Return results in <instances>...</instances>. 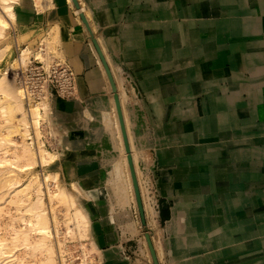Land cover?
<instances>
[{
	"label": "bare ground",
	"instance_id": "1",
	"mask_svg": "<svg viewBox=\"0 0 264 264\" xmlns=\"http://www.w3.org/2000/svg\"><path fill=\"white\" fill-rule=\"evenodd\" d=\"M66 1L68 2V4L70 6L71 5L73 6V8L75 9V12H76L75 14L80 19L84 17V16L80 17L82 15V13L84 12V7L77 6L76 0L75 1L74 0H66ZM186 1H188V0H185V2ZM14 2H15L14 0H0V41H3L7 37L6 34H9V31L10 30L13 31V29H14L13 28V22L17 20V14L15 13V11L13 9V5H12V3H14ZM78 2H80V1H78ZM34 5H35V3H34ZM41 6H42V4H41ZM48 6H53V8H54V10L50 13V15L52 14L51 17H53L52 20H54V19L56 20V18L58 17L57 16L58 13H60L62 16V19L60 21L58 20V22L54 23L55 26L50 32L51 34H53L52 36L54 38H56V40H58L55 42L56 46L54 48L53 47L52 48L55 49L54 51H56V53H58V54H62V53L64 54V52L66 50H67V53H68V51L73 52L72 51V44L71 43L68 44L60 36V32L62 30V24L65 22V23H69V24L71 23V25H73L75 23H77L78 25H82V23H83L82 26L86 30V28H90V25L88 24V23H90V21L86 20L87 17H85V20H84L85 22H83V19H81L82 21L79 24L78 19L68 15V13H69L68 7L57 6L55 0H46L45 3L43 4V7L45 9V7H48ZM166 6H167V4L165 2H163V0H161L159 2V5H158L159 10H163V12L167 13L166 16L168 19H170L171 15H176V11L175 12L174 11L168 12ZM36 7H38V6H36ZM36 7H34V9H36ZM39 8H40V6H39ZM215 10L213 11V13H214L213 17H215L216 14L218 13L217 7L215 8ZM219 14H217V17ZM104 16L106 19H108L109 13L108 12L104 13ZM39 17H40V15H39ZM41 17H42V14H41ZM235 20H237V19L230 20L231 23H216L215 19H213V21L215 23H209V25H212V24L217 25L218 33H220V31L227 30L226 35L224 36V38H222V36H220V34H218L217 37H210V36L202 37L201 38L202 41L199 45L196 43V40L189 38L188 31H187L189 26L188 27L185 26L181 31H179V30H177L178 26L174 25V24H173V27L171 26L170 28H169V25L161 26L162 23L160 22V20H159V22H157L160 24L152 23L151 25L138 26V28H135L134 30L131 29L130 32L124 31L125 32L124 36H126V37L129 36L130 38L133 37L136 44L138 41V44L137 45L135 44L136 45L135 46L136 48L134 47L135 50L136 49L137 50L145 49V51L146 50L149 51V55L147 54L148 55L147 58H145L146 56L143 58L142 57L137 58L134 61V64L137 63V65H139L138 62L141 61L144 64H149L151 66L154 65V67L156 68L155 74H162L163 78H164L165 73L168 72V71H165L164 73H162V71H163L162 67L164 66V62L160 61V63L154 64V60L156 58L153 57V54L156 52V50L161 49V47H158V45H162L163 43H166V44L169 43V48L166 50L167 52H166V55L164 56V58L166 57V59H170L172 52L174 50L177 51L176 49L178 47H180V42H183L184 37L186 39V42L191 44V46L196 44L194 46L196 48H194V50H193V52L198 54V57H195L196 60L193 61L192 63H189L187 66H185V67L183 66V68H180L179 71H181V70H183V71L181 73L175 72L174 75H178V77H175V78L180 79V81H183V80L186 81L187 80L188 83L194 84L196 86L195 89H193L194 94L197 93L198 91H200L202 93V91H206V92L209 91L208 85H209L210 80L212 78V77L208 76V75H210V72L214 73V75H217L218 73L221 74L223 72L222 66L225 65V61L230 60L233 63L232 65H234L235 63L241 62L245 58L248 57V54H249L248 50H246L247 53L244 54L243 52L240 51L239 48L246 49L244 47V46H246L245 43L247 42L249 37L250 38L252 37V33H241L240 31L235 32L236 27L238 25V23H236ZM237 21L239 22V20H237ZM84 23L86 25H84ZM187 24H190V23H187ZM163 27H164V29H163ZM224 27H225V29H224ZM192 30L193 29H191V31ZM254 30H255V28H254ZM110 31L111 30L108 29L105 32V34H110ZM50 33H49V35H50ZM177 33H180V35L178 37H177ZM76 34L78 35L79 33H76ZM227 34H230V35H227ZM238 36L240 38L241 37L244 38V40L243 41L239 40V38H237ZM49 39L50 38H48V40ZM140 39L142 40V44H144V46L140 45ZM223 39H225V40L222 42ZM46 40L47 39L45 38V41ZM229 40L232 41L231 42V46H232L231 47V50H232L231 55H227L225 53V50L227 48V45L225 44V42H229ZM41 42H42V40H41ZM48 42H50V41H48ZM50 43H49V45H50ZM220 43H223V44L220 45ZM237 43H241L243 46L239 47L236 50L234 48V46ZM251 43H256V40L252 41ZM44 44H46V43H44ZM18 47L19 46L17 44V40L15 39V48L18 49ZM144 47H146L147 49ZM174 47H176V49H174ZM89 49L91 52L93 51L92 48L90 47V45H89ZM44 50H46V49H44ZM9 52H12V49L8 48V46H6L5 44L4 45L2 44L0 47V54H4V57H8ZM24 52L25 51L23 49L17 57H15L12 61H10L11 63L9 62L10 64L6 67V69H3V70L0 69V91H2V93H3V96L0 97V118L3 121H5V123H7V125H3V126L0 125L1 129L2 128L6 129V133L4 132L5 138L0 139V148H2L1 145H3L6 148V147H8V145L10 146L11 143H16L17 145H21L22 146L21 147L22 148V153H21L22 158L30 157V161H31V163L25 164L23 171H26L27 173H29V175H31V174H33V171H35L37 169V168L33 169L32 165L34 163H38V167L39 166H47V160L51 161V164H53V163L55 164L56 158L60 157L59 155L64 154V153H61V154L51 153L47 149H45V142L42 140L43 136L41 134V127L43 125L42 122L44 120L47 122L48 125H50V128L52 130V134H53L52 136H55L54 137L55 139L58 137L57 138L58 140L56 139V143H52V145H51L54 149L60 147L59 145H61V144L64 145L65 142L67 140H69L70 146L69 145L62 146V148L63 147L68 148V149L65 148L66 150L64 152H65V154H68L69 159H66L63 164H64V169H66V171L69 173V176H70V180H71V187L70 188L74 187V189H75L74 195L71 197V199L69 201V206L72 205L71 208H73L75 210L74 211L75 213L73 212L75 215L73 213L72 214L75 217L77 215V219L79 218L78 216L80 215V219H79L78 225L76 224V227L77 228L79 227L80 229H83V228L88 229L86 233H88V234L91 233V236L94 237V239H95V240H93V241H95L94 242V247H95L94 249L98 250L99 248H101L100 247V244H101L100 232L104 228V226L107 227L109 225L108 222H111L112 220L109 221V219H107V218H104V219L102 218L98 221L94 220L97 216L96 215V209L98 206L101 208L102 204L99 201H97L95 193L92 194L89 192L88 183H87V176H88V178H90L89 179L90 184H94L95 182H99L101 185H103V182L106 180V178H105L106 174H105V172H103V170L101 172L100 171L95 172V167H96L97 161H98V158H97L98 150L96 149L95 145H97L96 139L98 136H97L96 132H92V130L95 131V129H96L95 126H98L96 131L98 130V128L101 129L100 131H103L102 129L107 131L108 129L106 130V127H109L110 125L112 126V129H114V127H116L115 132L117 131V135L115 136V139H116L115 144L118 145V148L121 152V157L118 158V161H116V162L118 164L120 161L122 162V165H121V167H119V169L121 168V170H123L122 171L123 174L121 173L122 174L121 177L123 176L124 180H122V181L126 182L127 188L129 190L128 192L130 193V197L128 199H125V202H127V204H128V202L131 200L135 201L130 171L132 170V177H133V182H134V180H136L137 178L135 177V173H134V167L132 164V162H133L132 157L135 159L136 154H137L134 150V146L137 144L141 145L143 143V140H141V136H142L141 132L143 131V129H142L143 124L141 123L140 120H138L136 122L133 121L132 116H131L132 114H129V111L127 109H125L126 108V102H125V99L123 98L124 95L121 93V91H120L119 97H118L117 93H114L113 96L115 99H113L111 97L112 100L107 102V104L103 105V107L110 110V111L109 110L108 111L111 112L110 116L114 117L115 124H111L110 116H109V118H108V116L107 117L104 116V111H107V110L103 111L99 108V106H101V104H102L101 100H99V99L88 102L89 104L87 106H84V107L80 106V104H78V102L76 100H73L70 98H63V97H57L56 96V97H53L52 99L51 98L48 99L46 97V96H48V94H46L45 97H42L40 99V101H36V99H34L31 92L23 91V89L21 87L22 83L21 84L19 83L17 77L15 75L12 76V73H13L12 70L16 69V67H18V66H22V65L27 64L28 61L25 58L26 55H24ZM132 52H134V50ZM256 52L257 51L255 50V51H253V53H250L249 55L256 54ZM26 53H27V51L25 52V54ZM92 54H93V63H96L97 60L95 58V54L93 52H92ZM101 54L99 53L100 57H101ZM141 54H143V53H141ZM28 55H29V53H28ZM28 55H27V58H28ZM44 55L40 51H38V52H36V56L38 58L35 57V55H34V59L40 58L39 60H42L43 63L45 64V66L51 65L50 63L52 62V60H51V62H49V56L47 55L45 57ZM127 57H126V59H127ZM134 57H135V55H134ZM52 58H53V56H52ZM130 58H132L131 54H130ZM198 58H200V59H198ZM50 59H51V57H50ZM111 59H112V62L116 65V61L113 58V56H111ZM109 60H110V58H109ZM146 61L149 63H147ZM102 62L104 63L103 59H102ZM170 63L173 64V62H170ZM168 64H169V62H167L165 66H167ZM97 66H98V64H97ZM104 66H105V64H104ZM98 67H100V66H98ZM188 69H189V71L192 69H195L196 80H194V81L188 80L189 75H190L189 72L188 73L186 72V70H188ZM97 70H99L100 76L103 75L105 77L104 71L100 68L95 69L94 71L90 72L89 76L90 75L96 76V78L91 81L92 86H95V87L102 86V82H103V79H101V81H100V78H98V75L96 74ZM106 71H107V69H106ZM107 73H108V71H107ZM178 73L183 74V75L180 76ZM187 74H188V76H187ZM195 75L192 76V78H195ZM202 75H204V76L202 77ZM103 76H101V77H103ZM108 77H109L110 83L112 85V89L115 92V90H116L115 84L114 85L112 84L109 73H108ZM204 77H207L209 79L205 85L202 84V80H205ZM111 78H112V76H111ZM113 82H114V80H113ZM159 82H161L159 88L163 89L162 85L165 86V84L162 82V79ZM197 83H201V86ZM78 84H79V81H78ZM44 89H45V87H44ZM78 89H79V85H78ZM161 97L162 96H160V98ZM53 99H55V102L52 104L51 102ZM64 99H69L72 101H67ZM160 104H161V102H160ZM232 104H233V102L231 101L229 103V107H231ZM96 106H97V108H95ZM219 106L220 107H218V108L228 107V106L223 107L222 105H219ZM116 108H117V110H116ZM121 108H122V110H121ZM234 109H236V106L234 107ZM61 110H63V111H61ZM66 111L74 112L76 115L72 116L73 114H68V113H66ZM234 113H235V111H234ZM234 113L232 114V118H233L232 124H235V130L234 129L229 130V125L231 122L230 121L231 114L228 116L226 115L228 119H226V118L224 119L220 116L217 117V118H219L218 121L216 118V119H210L208 121H207V119H203L201 122V119L197 118L196 119L197 122L192 126V128L195 132H192V134L186 133L184 135V139H185L186 144L184 143L185 145H182V148L184 149V152L182 154L183 156L182 155L177 156V155H179V149H181L179 144L177 146H175L173 144H171V146H166L163 143V139H164L163 135L164 134L162 133V131H165L166 133H172L175 130V127H177L176 125L171 124V122L166 123L163 127L161 125H159L158 127H155V134H156L157 139H156L155 145H153V147L155 146V149L157 150V153H158V155H160V158H161V164L162 165H161V169H160V175H161V170L163 169L164 172L167 171L165 176L163 177V180L164 181H168V180L173 181L172 183H169L168 188L169 189L171 187H176V189L181 188V190L179 192L178 191H171V193H173V194H177V192L179 193L178 196L180 197V199H176V200L182 201V199L186 195V193H184V191L190 192V194L192 193L193 196L195 197V199H197L196 203L193 204V206H191L188 210L190 213L189 214L190 216L188 218L189 219L188 222L190 224L193 223V226H192L193 229L196 228V231L194 232V234L196 235V237H199L201 239L200 240L201 245L207 247L210 244L207 237L208 236L210 237L209 232L212 231L213 233H211V234H213L214 246H218L217 245L218 243L222 244V247H218V248H219V250L221 249V253H223L224 255H227V254L231 255L232 247H230V245L227 246L228 243H233V242L236 243V242L241 241L243 239L245 240V237H246L245 232L246 231H244L245 227H244L243 223L248 221V218H247L248 214L252 212V208H253V210H255L256 206H258L260 209V213H258V214L255 213L256 220L259 221V223H261L260 228L264 229V206H263L264 204H263V202H259V200L256 201L255 200L256 198H253V196H248V195L246 196V193L242 190V188L239 185H237V183H231L232 179H234L232 172H234V173L236 172V174H238L239 177L243 173L244 177L252 178L255 175H257V173H258L257 171H259V170H252L251 168H249L250 167L249 166L250 158L257 157L255 152L251 151V149L255 150L256 147L250 146L251 148H249L248 150H244V149L239 150L242 147H236L235 146L238 143L234 142V140H233L234 135L233 134H234V132L240 130V129L238 130V128L236 126L238 124L237 120L241 116L243 119L245 118L242 121L244 124L248 123L249 126L254 125V124L259 126V131L252 132V134H254L255 138L249 136V141L253 145H254V143L257 144L258 142L260 143L264 140V138H263L264 133L262 132L263 131L262 130L263 125L261 123L256 124V122H255V119H254V118H256L255 108L250 109L247 114L240 112L238 115H236ZM206 116H207V114H206ZM118 117H119V120H118ZM213 124H215V126H217L216 127L217 132L223 131L224 135H219V136L217 135L214 137L215 132H211V131L215 130L212 128ZM122 126H124L125 132H124V129ZM184 126H185V128L189 129L190 123L189 122L185 123ZM44 127H46V123H44ZM225 127H227V131L223 130ZM163 128H164V130H163ZM1 129H0V131H1ZM80 129H83L85 131V133H82V134L83 135L85 134L87 139L85 137H82L83 135H80V131H81ZM122 129H123V131H122ZM44 130L45 129H43V133H44ZM144 130H146V127H144ZM16 132L22 133V134L20 133L22 137H20V135H18L19 139L21 138L23 140L22 143L21 142L20 143L15 142L13 140V138H11L13 136L12 134H16ZM2 133H3V130H2ZM95 135H96V138L94 137ZM201 136H202V142H201ZM128 137H129V140H128ZM83 138H85V140ZM101 139H102V143H101L102 149L109 150L110 148L113 147V146L111 147L112 140L109 139V137L106 136V134ZM231 140H233V142ZM58 141H60V143H58ZM85 141L88 144L87 145L88 150L86 149L84 151V152H86V154H84L85 157H83V160L81 161V163L79 165L80 176L78 179L74 178L72 180V178L74 177V174L76 172H75L74 166H72L71 164L73 163L72 162L73 159L76 158V156H75L76 153H73L72 151H70L71 153H69V150L75 149V148L77 149L80 146L83 147V143ZM212 141L214 142V146H210L207 144V142L211 143ZM49 142H52V141H49ZM193 142H197V145L192 146L191 143H193ZM144 145L149 146V147L152 146L150 144V142L146 141V140L144 141ZM56 146H58V147H56ZM92 146H94L93 149H95V150H91ZM85 147H86V144H85ZM0 152H1V150H0ZM99 152H100V150H99ZM169 152L175 154V158H172V159H175V161H172L171 159H169L170 161H167L165 159V155H169ZM164 153H165V155H164ZM101 155H102V153H101ZM231 155H233V156L230 157ZM169 156H171V155H169ZM210 161H211V163L212 162L215 163V165L213 166L212 169L208 168V167H210L208 165V164H210L209 163ZM129 163H130L131 168H129ZM137 163H138V161H137ZM7 164H9L13 168H15L12 165V162H10L8 159H3L2 154H0V172H4V171L7 172V173L1 174L0 176L7 174L8 176L11 177V175H9V173L12 172L13 170L2 168ZM204 165L206 167H203ZM139 167H141V166H139ZM242 170H244V171L242 172ZM137 174H138V172H137ZM207 174H209V178L211 177V182H209V179H207ZM119 176H120V174H119ZM6 177H4L2 180H4ZM7 178H9V177H7ZM11 179H13V177H11L10 180ZM53 179L54 180L51 179L50 175L44 174V176L42 177L39 173H37V174L31 175L26 180V182L20 186H15L13 183L9 182V185L8 184L4 185V187H7L6 192L1 195L0 200H3V197H5V198H7L6 200H8V202H9V199L12 201V198H10V197L15 193L16 194L15 195L16 201L14 200L15 203L16 204L21 203L22 205H24L23 210H24L25 214L28 215L29 219H25L26 216H23L21 219L27 224L28 229L26 226L24 228L20 227L21 229L14 228V233L20 239H23V241H27L26 243H28L30 240L29 239V233H28L29 231H32V232L35 231L39 235L37 240L35 242H32V244L35 247L43 249L44 254H45V258H44L45 262L43 264H75L72 261L74 259H71L70 263L65 260L64 256L63 257L61 256L62 259H60L61 258L60 252H61V255H64V252H65L64 243H63V241L61 242V239H59V240L57 239L58 244L55 241V239H56L55 237H57V234L60 233V232H58L59 228H57V226H56L57 223L55 221V218H57L58 216L54 217L55 212H52V211H55L53 208L55 206V203H56L55 199L57 197H59L60 195H63V193L65 194V192H66V198H67L69 193L66 190L64 191L63 189H61L60 181L56 176H53ZM173 179H177V180L182 179L183 183L180 184L177 182V184L175 185L176 181L174 182ZM195 181H197L198 183H195ZM121 182H119V183H121ZM124 182H123V184H124ZM80 183H82L83 185H81ZM141 183L142 182H140V184ZM69 184H70V182H69ZM136 184H137V190L139 191L137 180H136ZM235 185H237V186H235ZM134 187H135V183H134ZM140 188H141V186H140ZM137 190L135 187V193H136V198H137L138 208H139L140 202L142 203V200H141V196H140V191H139V199H138ZM100 191H102V190H100ZM163 191L165 192V190H163ZM103 192H104V190H103ZM143 193H144V191H143ZM220 194H223V195H225L224 197H227V198H223V200L221 201L223 208H218L215 205V199L214 200L208 199L209 196L215 197V196L220 195ZM17 195L19 196L18 199H17ZM78 195L80 197L82 196L81 197V198H83L82 201H80L81 200L80 197H77ZM145 195H147V194H145ZM113 196H111V198ZM8 197H9V199H8ZM116 197H118V196H115V198ZM23 198L25 199V201H23ZM120 198L121 197L119 194V199ZM108 200L109 199H107V201ZM123 200L118 201V205L121 208L123 205L125 206V202ZM11 201H10V203H11ZM1 202H3V201H1ZM4 202H6V201H4ZM46 203H47V205H46ZM251 203H252V205L249 206ZM3 204H5V203H3ZM3 204H2V206H3ZM103 205L105 206V204H103ZM129 205H130V203H129ZM79 206L81 208V211L84 214L83 213L81 214L79 212V210H78ZM134 206H135V204H134ZM142 207H143V205H142ZM0 208H1V204H0ZM145 209H147L148 211L150 210L151 211L150 214L154 215L153 211L150 208L146 207ZM123 212H125V211H123ZM242 212L243 213L247 212L246 213L247 215L243 214ZM230 213H232V214L235 213V214L231 215ZM49 214H50V216H49ZM217 215H219V216H217ZM227 216H233V217L235 216L236 218H234V219L227 218ZM117 217H120V216L116 215V218ZM114 218H115V213H114ZM82 219L86 220V221H83ZM115 221L117 223V220H115ZM151 222H153L152 224H154V226H156V228H155L156 233L152 235V239H153L154 244L152 243V239L150 236L152 246L154 245L153 251L155 253V256H156L158 262L160 261V264H168L167 260L165 259V255H166L165 243H164L163 238H162L161 229L159 228V222L157 220H152ZM52 226H54L55 232H53ZM129 228H130L129 230H132V231L134 230L133 227H130V225H129ZM257 231L253 232V236H256L257 234H259ZM54 233H55V235H54ZM80 233L82 234V232H80ZM84 233H85V231H84ZM84 233H83V235H84ZM88 234H86V235H88ZM155 235H158L159 240L155 239ZM253 238H254L255 242H261L264 244V236L263 235H262V237H260L258 235V236L253 237ZM145 239L147 241V242L146 241L144 242V244L147 247L146 248L147 249L146 254L150 257V260L153 261V263H154V257L152 255V250H151V247L149 245L148 239L146 238V235H145ZM251 239H252V237H251ZM2 241H3V239H1V236H0V246H1L0 247V264H25L23 259L19 260V258L15 254H10L9 256L7 254V257H6L5 252H3L4 247H2L5 244ZM58 245H59V247H58ZM234 247L236 248V246H234ZM2 248H3V250H2ZM83 248H85V247H83ZM100 251H102V250H100ZM98 255H99V257L100 256L102 257V261H103L105 255H107V253L102 252L101 255L100 254H98ZM82 257L84 258V256H82ZM85 258H86V255H85ZM89 259L90 258H88V260ZM85 260L86 259H84V261ZM87 262L88 261H85L84 263L81 262L80 264H87ZM99 262H101V261H99ZM102 263H104V262H102ZM261 264H264V263H261Z\"/></svg>",
	"mask_w": 264,
	"mask_h": 264
},
{
	"label": "rangeland",
	"instance_id": "2",
	"mask_svg": "<svg viewBox=\"0 0 264 264\" xmlns=\"http://www.w3.org/2000/svg\"><path fill=\"white\" fill-rule=\"evenodd\" d=\"M14 1L15 2L12 3V5H13V9H14L15 13L17 14V20L13 22V28L14 29H13V31L10 30L9 34H6L7 37L5 36L6 38L3 41H0V47H1L2 44L3 45L5 44L6 46H8V48L12 49V52H9L8 57H4V54H0V69H2V70L6 69V67L11 63L10 61H12L15 57H17L21 53V51L23 49H24L25 52L27 51L26 54L24 52V55H26L25 58L28 61L27 63H29L30 60L34 59V55H35V57H37L36 56V52L40 51L43 55L45 54L44 55L45 57L47 55L49 56V62H51V60H52V62L50 64L59 62L61 64L70 65L72 67V64H70V60L67 57L65 50H64L65 51L64 54L63 53L62 54H58V53H56V51H54L55 49H53L56 46L55 42L58 41V40H56V38H54L52 36L53 34H51L50 32L54 28V26H55L54 23H56L58 21V18H56L57 21L55 19L52 20V18H51L52 14H51L50 15V25L49 26L47 25L48 22H47V16H46V14H48V12H45L44 16H46V17L41 19L43 17V13H44L45 10L49 9L50 13L54 10L53 6H48L49 8L45 7V9H44L43 4L45 3L46 0H18V1L14 0ZM76 1H77L78 6L84 7V12L82 13V15L80 17H82V16L87 17L86 20L90 21V23H88L90 25V28H86V31L89 33V38H88V41L86 43H90L89 45H90V47L93 50L92 52L95 54V58L97 60L95 65L97 66V64H98V66H100V67H98V66L97 67L102 69L104 71V73H105V77L103 75H101V76L104 77V78L101 77V79H104L105 84L110 85L109 86L110 87V94H111L110 96L113 99H115L114 96H113L114 93H117L118 97H119V94H120V91H121V93L124 95L123 98L125 99V102H126V108L125 109H127L129 111V114H132L131 116H132V119H133L134 122L140 120L141 123L143 124V126H142L143 131L141 132V135H142L141 136V140H143V143L141 145L137 144V145L134 146V150L137 153L136 154V158H135L136 160L133 157H132L133 160L132 159L131 160L133 161L132 164H133V167H134V173H135V177L137 178L136 180H137V183H138L140 196H141V200H142V205H143V209H144V216H145V222H146L145 224H143V222H142V219H141L142 217H141V214H140V210L138 208V202H137V198H136L135 187H134V182H133L132 170L131 169H130L131 170L130 172H131V180H132V186H133L135 201L131 200V201L128 202V204H127V202H125V199H128L130 197V193L128 192L129 190L127 188L126 182L122 181V180H124V177L123 176L121 177V175L123 174L122 173L123 170H121V168L119 169V167H121V165H122V162L120 161L119 164L116 162V161H118V158L121 157V152H120V150L118 148V145L113 144V141H112L111 147L112 146L113 147L110 148V149L116 148L115 150H117V156L116 155L113 156V157H111V156H109V157L108 156H105V157L101 156L99 159L101 160V163H100L101 166L104 165V166H107L109 168V170L107 171V174L105 175V176H107V183L110 186V188L106 187L108 189V193H109L108 194V196H109L108 199L110 200V197L114 195V198H115V196H118V197L115 198L117 201H120V200L124 199L123 201L125 202V206L124 205L122 206L123 209L121 207L120 208H121L122 212H123V210H125V212L127 213L126 215H127L128 218L126 219L127 226L125 224V229H126V231L130 232V234L128 233V235H126L128 241H129L128 242L129 246H127L126 251H124V253H123L124 256H126V257L131 256L134 264H155V261L153 263V261L150 260V257L146 254V252H147L146 248L147 247L144 244V242L146 241L145 235L148 234L149 236H151V239H152V235L156 233V229H155L156 226H154V224H152L153 223V222H151L152 220H157L159 222V228L161 230L163 228H165L166 225H167L166 224L167 220L172 218L173 208L175 206L174 201L169 199L168 197H166L165 195H167V194H165V195L163 194V190H162L163 188H162V184H161V175H160V169H161V165H162L161 164V158H160V155H158L157 150L155 149V146L153 147V145H155V142H156V139H157L156 138V134H155V127H158L160 125V123L162 124V113H164L163 112V103L160 104V96L162 94H160V90L161 89L159 88V86H160L161 82H159V81H161V79H162L163 83H164L165 79H170V80L174 81L175 77H173V75L170 74L169 72H166L165 75H164V78H163L162 74H155V72H156L155 69L156 68L154 67V65L150 66L149 64H144L141 61L138 62L139 65H137V63L136 64L132 63L133 65L131 67L130 66L131 64L123 59L122 61L120 60V62L116 63V65H115L112 62L111 56H110V54H108L105 45H103L102 42L99 41L100 37L103 35V32L105 30L104 29V25L96 24V21H95L96 19H94V18L91 19L92 14H90L88 9H86V7L90 8V7H95V5L99 6L100 5L99 0H89V3H87V2L85 3L86 7H85V5L83 3L78 2L80 0H76ZM156 1L157 0H154V2L152 1V3L153 4L154 3L157 4ZM183 1L185 3V0H183ZM222 1H219V2L222 3ZM168 2H170L169 7H168V4L166 6L168 12H173V11L175 12L176 11V15H171V18L170 19L167 18V21L165 23L161 22L162 23L161 26L169 25V28H170L171 26L173 27V24H174V25L178 26L177 30L180 31L185 26H187V27L189 26V24H187V23H190V24H191V22L193 23L192 19L188 20L186 17H185L186 20L185 21L183 20L184 26L182 24L178 23V16H180V14L182 12H180L179 8H176V7H178V5L180 6V3L182 5V2L176 0L174 5H172L173 4L172 3L173 0H168ZM34 3H35V5H34ZM41 4H42V6H41ZM142 5H144V4L142 3ZM158 5H159V3H158ZM30 6H31V8L33 9V11L35 13H32V12L29 13L28 12V9H29ZM36 6H38V7H36ZM39 6H40V8H39ZM183 6H184V4H183ZM34 7H36V9H34ZM69 7L71 8V11L74 12V13L71 12L74 15L76 13L75 9L73 8L72 5L71 6L69 5ZM69 7H68V12H69ZM133 7L134 6L129 7V10L131 11L133 9ZM180 9L182 11H187V13H190V11H191V10L189 11L188 7H186V8L182 7ZM39 12L42 14V17H41V14ZM160 12L161 11L158 10V14L159 15H160ZM192 12H193V10L191 11L190 16L192 15ZM226 13L227 12H224V13L220 12V14L217 13V14H219L218 17H217V14H216L215 17H211V21L214 22L213 19H215L216 23H231L230 20H232V19L230 18V16L227 17ZM29 15L32 17V21H29L30 20ZM39 15H40L41 18L39 17ZM182 15L183 14H181V16ZM37 16H38V21H37ZM95 16L96 17L99 16L98 12H97V14L95 13ZM72 17H75L76 19H78L79 20L78 21L79 24L82 21L81 19H83V18L80 19L76 14L74 16H72ZM203 18H204V16L203 17L200 16L198 20H200V22L201 21H207V19H205V18H204L205 20H202ZM125 20H122L120 22L124 23ZM91 21H92V23H91ZM235 21H236V23H238L235 32H239L241 30V27H240L241 23H239L237 20H235ZM83 22H85V21L83 20ZM151 24H148V25H151ZM200 24L207 25V23H205V24L204 23H200ZM70 25H71V23H70ZM82 25H83V23H82ZM84 25H86V24L84 23ZM138 26H142V25L131 26L132 28L129 27L125 31L130 32L131 29L134 30L135 28H138ZM62 27H63V24H62ZM163 29H164V27H163ZM224 29H225V27H224ZM49 33H50L51 36L49 35ZM226 33H227V30H224V31H220V33H218V34H220V36H222V38H224ZM60 35H61V33H60ZM179 35H180V33H177V37ZM227 35H230V34H227ZM45 38L47 39L46 41H45ZM48 38H50L51 40L50 39L48 40ZM15 39L17 40V44L19 46L18 49L15 48ZM41 40H42V42H41ZM200 40H202V39L196 40V43L198 42V44H199ZM224 40L225 39H223L222 42ZM48 41H50L51 43L48 42ZM183 42L186 44L185 46L183 45ZM183 42H180V48H184V50L189 45H191V44L186 42L185 37H184ZM44 43H46V44H44ZM49 43H50V45H49ZM226 43H228V42H225V44ZM167 44L163 43L162 45H158V47H161V49L156 50V52L153 54V57L156 58L154 60V64L160 63V61H157L159 53L161 52L162 48H163V51L167 52L166 50L169 48V43H167ZM221 44H223V43H220V45ZM113 46H114V44H112V47ZM98 47L100 48L102 56H103L106 64L108 65V67L110 69V74H111V76H112V78L114 80V84H115V88H116L115 92L112 89V85L110 83V80H109V77H108V73L106 71V67L104 66V63L102 62V59H101V57L99 55ZM231 47H232L231 45L227 46V48H230V49H231ZM239 47H242V45L240 43H237L234 46V48L236 50ZM44 49H46V50H44ZM174 49H176V47H174ZM190 49L191 48H188V52L192 53V51ZM230 49L226 50V52L228 54L231 53ZM239 49L241 51V48H239ZM174 52L177 53L178 51L174 50L173 53ZM28 53H29V55H28ZM114 53L116 55H118L119 58L121 57V54H119L120 53L119 49H114ZM27 55H28V58H27ZM165 55H166V53H165ZM52 56H53V58H52ZM171 56H170V59H166V57L164 59L167 62H173V64H176V60L175 59L172 60ZM50 57H51V59H50ZM109 58H110V60H109ZM198 59H200V58H198ZM195 60H196L195 56H193L190 63H192ZM253 60H255V59H253ZM229 62H231V64H233L232 61H229ZM147 63H149V62H147ZM228 67H230V66L228 65ZM232 67H234V65H232ZM135 68H136V71H135ZM240 68L241 67H238L236 69H240ZM222 70L226 71L224 66H222ZM229 70H231V69H229ZM77 73H79V72H77ZM12 76H13V73H12ZM203 76L204 75H202V77ZM208 76L212 77L211 80H213V81H214V77H216V75H214V73H212V72H210V75H208ZM88 77H89L90 82L93 79L96 78V76H91V75L90 76L88 75ZM98 78H99V76H98ZM204 79L205 80H202V84L205 85L209 79L207 77H204ZM224 79H225V76H223V77L219 76L215 80V85H213V86H216V87L218 86V89H217L218 97L216 99L213 96V94H214L213 91H211L210 89L206 93L198 94L200 96L197 97L196 100L198 101V105H199L201 110H202V107H203V98H204V96L206 94L208 96L205 97L204 103H206V100L207 101L210 100V97H213V100H214L213 102L215 104L220 103V102H223V103L226 102L227 103L228 97H231L232 94H226L225 93L223 95L224 92L221 91V89H219L221 87H224ZM211 80H210V82H211ZM78 81H79V78H78ZM227 81L230 84L231 93H232V91H233L232 89L233 88L231 86V83H230V81L228 79H227ZM162 88L166 89L167 88L166 84H165V86L162 85ZM210 92H211V95H210ZM202 94H204V95H202ZM209 95H210V97H209ZM1 96H3L2 91H0V97ZM161 99H162V101L164 100L163 97H161ZM64 100L72 101V100H69V99H64ZM73 100H76L78 102V104H80V106H83L79 102V93H78V97L73 99ZM144 100H146V101L149 100L151 102L153 110L155 112V115L157 116V118L159 120L158 123L151 124V122L149 121V118L147 117V114L150 113V108L147 105H145V104H144V106H142V104H143L142 102ZM218 100H222V101L218 102ZM164 101H166V100H164ZM54 102H55V99H53L51 103L53 104ZM186 104H189V101ZM232 106L235 107V103ZM218 107H220V106H218ZM218 107L217 108H212V104L211 105L210 104H206L205 109H206L207 116L205 115L204 118H200L199 117L201 119V122H202L203 119H207V121H208L210 119H216L219 116L224 118V119L225 118L228 119L227 116L230 115L231 110L235 111V109H233V108L230 109L231 107H229V106L226 107V108H218ZM242 108L239 107V109L243 110L244 112H246V110L248 109L247 107H242ZM184 109L187 110V108H184ZM106 110L107 111H104V116L105 117L108 116V118H109L111 112H109L110 111L109 109H106ZM116 110H117V108H116ZM121 110H122V108H121ZM179 111H181V108L179 109ZM235 113L238 114L237 111H235ZM193 116H195L194 119H192ZM110 118H111V124H115L114 117L110 116ZM197 118H198L197 114L190 116L189 129L197 122L196 121ZM218 119L219 118H217V121H218ZM118 120H119V117H118ZM42 123H43V125L41 127V134H42L43 137L42 136L41 137H42V140L45 142V149H47L51 153H59V154L64 153V154L59 155L60 157L56 158V160H55L56 163L55 164L54 163L51 164V161L47 160V166H39L38 167V163H34L32 165L33 169L37 168L35 171H33V174L39 173L42 177L44 176V174L50 175L52 180H54L53 176H56L59 179V181H60L61 189H63L64 191L66 190L69 193L67 198H66V192H65V194L63 193V195H60L59 197H57L55 199L56 203H55V206L53 207L55 211H52V212H55L54 213V217L58 216L57 217L58 219L55 218V221H56L57 225L55 223L54 224L57 226V228H59L58 232H60L59 234H57V237H55L56 238L55 241L57 243V241L59 239H61V242L63 241L64 248H65L64 255H61V252H60V257L64 256L65 260L68 261L69 263H70L71 259H74L72 261L75 264H80L81 262L84 263L85 261H88L87 264L88 263L89 264L90 263L91 264H93V263L94 264L95 263L96 264H99V263L100 264H104V263H102V262H104V260L102 261V257L101 256L99 257V255H98V254L101 255V253L104 252V251L101 248H99L98 250L94 249L95 248L94 247V242L95 241H93V240H95V239H94L93 236H91V233L90 234L86 233L87 230H88L87 228L80 229L79 227L78 228L76 227V224L78 225V222H79V219H80V215L78 216L79 218L77 219V215H76V217L74 216L75 215L74 214L75 210L73 208H71L72 205L69 206V201H70L71 197L74 195V192H75L74 190L75 189H74V187L70 188L71 187V180H70L69 173L66 171V169L62 168L61 160H60L63 157H66L67 159H69L68 158V154H65V152H64L68 148L67 147H63L62 148V146L69 145V140H67L68 142L66 141L64 145L61 144V145H59L60 147L56 146L58 148L54 149L51 145H52V143H56V139L58 137L55 139L54 138L55 136H52L53 134H52V130L50 128V125H48L45 120ZM44 123H46V127H44ZM0 125H2V126L3 125H7V123H5V121H3L0 118ZM233 126H232V128L235 130V126L234 127ZM236 126H237L238 130L239 129L240 130L234 132V134H233L234 135L233 136L234 142L238 143L235 146L236 147H242L239 150H242V149L248 150L249 148H251L250 146H255L256 147L255 148L256 151L253 150V149H251V151L255 152L256 156H259V158H263L264 159V154L262 152V148L259 145H255V144L253 145L249 141V136L255 138L254 134H252V131L250 130L251 127L243 126V124H241V123L237 124ZM97 127L98 126H95L96 129H97ZM122 127L124 129V126H122ZM144 127H146V130H144ZM212 128L215 129V130L211 131V132H215L214 133V137L217 136V135L218 136L219 135H224L223 131L217 132L215 124L212 125ZM43 129H45L44 133H43ZM123 129H122V131H123ZM189 129L185 128L184 131L186 133L187 132L191 133L190 132L191 130H189ZM2 130H3V133H2ZM98 130H101V129L98 128ZM102 130H103V133L106 134V136H110V137L113 136L112 132L115 133V136L117 135V131L115 132L116 127H114V129H112L111 125L109 127H106L107 131H105L104 129H102ZM163 130H164V128H163ZM223 130L227 131V127H225ZM247 130H250L251 133L250 132L247 133L246 132ZM4 132L6 133V129L2 128L1 131H0V139L1 138H5ZM124 132H125V129H124ZM20 133L21 132H16V134H12L13 136L11 138H13V140L15 142H18V143L21 142L22 143L23 140L21 138L19 139V136H18V135H20V137H22L21 136L22 133L21 134ZM186 133L183 132V137H184V135ZM94 137L96 138V135ZM263 138H264V136H263ZM128 140H129V137H128ZM145 140L149 141L152 146H150V147L149 146H145L144 145V141ZM233 140H231V141L233 142ZM49 141H52V142H49ZM201 142H202V136H201ZM58 143H60V141H58ZM85 144H86V147H85ZM185 144H183V145H185ZM207 144L210 145V146H214V142L213 141L211 143L207 142ZM11 145L10 146L8 145L9 148L8 147L5 148L3 145H1V147L3 149L0 148V150H1L0 154H2V158L3 159H8L10 162H12V165L15 167V168H13L9 164H7L4 167H2L4 169H12L13 170L12 172L9 173V175H11V177H13V179H11L12 180L11 181L10 180L11 177L8 176L7 174L0 176V197H1L2 194H4L6 192V188L7 187H4V185H7V184L9 185V182H11L15 186H20V185L24 184L26 182V180L31 175H33V174L29 175V173H27L26 171H23V168H24L25 164H29V163H31V161H30V157L22 158V156H21V153H22V148L21 147L22 146L21 145H17L16 143H11ZM87 145L88 144L85 141L83 143V147L80 146L79 148H85V149L88 150ZM191 145L192 146H196L197 142H193V143H191ZM93 147L94 146H92V148ZM91 150H95V149H91ZM70 151H72L73 153H76V148L69 150V153H71ZM259 152H260V155H259ZM232 156L233 155H231L230 157H232ZM173 160L175 161V159H173ZM251 160H252V158H250L249 161H251ZM137 161H138V163H137ZM139 166H141V167H139ZM249 166H250L249 168H251L252 170H258L257 169L258 167L255 166V165L250 164V162H249ZM129 168H131L130 167V163H129ZM137 172H138V174H137ZM257 172H258L257 175H255L252 178L244 177L243 174L239 177L238 174L232 172L233 173L232 175L234 176V179H232L231 183H237V185H239L242 188V190L246 193V196L247 195L248 196H253V198H256L257 200H259V202H263V204H264V197H263L264 196V180L262 182V187L259 186V187L255 188L254 190L248 189L250 181H252V182L255 181L256 182V180L261 177V171L259 170ZM3 173H7V172H5V171L4 172H0V175L3 174ZM119 174H120V176H119ZM6 176L9 177V178H7ZM79 176L80 175L75 173L74 177L72 178V180L74 178L78 179ZM4 177H6V178L4 180H2ZM89 179L90 178H88V176H87L88 190H89L90 193L94 194L93 189L95 187L101 186V184L99 182H95L94 184H90ZM173 180L176 181L175 185L179 181V179L178 180L177 179H173ZM69 182H70V184H69ZM119 182H121V183H119ZM123 182H124V184H123ZM140 182H142V183L140 184ZM80 184L83 185L82 183H80ZM237 185H235V186H237ZM140 186H141L142 189L140 188ZM106 188L103 189L104 190L103 193L105 195L104 199H107V189ZM180 190H181V188H177L176 189V187H171L169 189L170 192L171 191H178L179 192ZM143 191H144V193H143ZM178 192H177V194L171 193V194H169L167 196L173 197L175 199V201H176V198L179 195ZM185 193L188 196V197L186 196V198H187L186 199V203L185 204L180 203L179 205L176 204L175 209H178V207H179V209L184 207L185 210L188 211L189 208L191 206H193V204L196 203L197 199H195V197L193 196L192 193L190 194V192H186V191H185ZM119 194H120V197H121L120 199H119ZM145 194H147V195H145ZM15 195L16 194L14 193L12 195L13 197L12 196L10 197V198H12L13 202L9 199V197H8L9 202H8V200H6L7 198H5V197H3V200H0V202L3 201V202L0 203L1 204V208H0V236H1V239H3L2 242L5 244V245L2 246V247H4L5 251L3 250V248H2V250H3V252H5V254H6L5 256L6 257H7V254H8V256L10 254H15L19 258V260L23 259L25 264H34V263L35 264H43L45 262L44 261L45 254H44L43 249L35 247L32 244V242H35L37 240L39 235L35 231H33V232L29 231L28 233H29V239L30 240H29L28 243H26L27 241H23V239H20L14 233V228L21 229L20 227L24 228L26 226L27 229H28L27 224L21 218L23 216H26L25 219H29L28 215L25 214V212L23 210L24 209V205H22L21 203H18V204L15 203V201H16V196ZM18 197L19 196L17 195V199H18ZM77 197H80V196L78 195ZM81 197H80V199H81L80 201L83 200V198H81ZM4 201H6L7 203L4 202ZM10 201H11V203H10ZM23 201H25L24 198H23ZM3 203H5V204H3ZM129 203H130V205H129ZM2 204H3V206H2ZM113 204L115 205L114 206L115 208H117L119 206V205H116L115 203H113ZM134 204H135V206H134ZM46 205H47V203H46ZM215 205L218 208H223L221 201H216L215 200ZM80 206L78 207V210L82 214L83 212L81 211ZM146 207L150 208L153 211L154 215L150 214L151 211L150 210L148 211L147 209H145ZM101 210H102V214L103 213L105 214L106 211H107V207L102 204ZM255 213H257V214L260 213V209H259L258 206H256L255 210L252 209V212L247 217L248 221L243 223V225L245 227L244 231H246L245 232V234H246L245 240L243 239V240L238 241L236 243L235 242L228 243L227 246L230 245V247H232L231 255L230 254L224 255L223 253H221V249L219 250L218 247H222V244L218 243L217 244L218 246H214L213 234H211L210 233L211 231H210L209 232L210 233L209 234L210 237L209 236L207 237L209 242H210V244L207 247L202 246L201 243H198L200 241L199 239H197V242H196L198 244H196L195 241L192 243V247L194 246V248H193L194 255L191 256L192 257L191 260H190L191 264H222V263L223 264H261V263H264V253H263L264 244L261 243V242H255V240L253 238V237H256L258 235L260 237H262V235L264 236V229L260 228L261 223H259V221L256 220ZM230 214L234 215L235 213H233V214L230 213ZM49 216H50V214H49ZM228 217L231 218V216H227V218ZM104 218L105 217L103 215V219ZM234 218H235V216H234ZM94 220L96 221V218ZM83 221H86V220H83ZM97 221H98V219H97ZM191 224H190V227L192 228L193 223H191ZM129 225H130V227H133V229H134L133 231L129 230L130 229ZM52 227H53V232H55L54 226H52ZM84 231L88 235H86L84 233ZM256 231L259 234H257L256 236H253V232H256ZM80 232H82V234ZM83 233H84V235H83ZM54 235H55V233H54ZM251 237H252V239H251ZM155 239L159 240L158 235H155ZM152 243H153V239H152ZM195 244H196V246H195ZM234 246H236V248ZM58 247H59V245H58ZM83 247H85V248H83ZM100 247H101V245H100ZM100 250H102V251H100ZM136 250H138V251H136ZM84 254L86 255V258H85ZM82 256H84V258ZM62 257L60 259H62ZM105 257H106V255H105ZM88 258H90L93 262L90 259L88 260ZM84 259H86V260L84 261ZM99 261H101V262H99ZM158 263L160 264V261Z\"/></svg>",
	"mask_w": 264,
	"mask_h": 264
},
{
	"label": "crops",
	"instance_id": "3",
	"mask_svg": "<svg viewBox=\"0 0 264 264\" xmlns=\"http://www.w3.org/2000/svg\"><path fill=\"white\" fill-rule=\"evenodd\" d=\"M152 1L154 2V0H99V3H100L99 6L95 5V7H90V8L89 7L87 8L85 5L86 2L89 3V0H80V3H83L85 5L86 9H88V11L90 12V14H92L91 19L92 18L96 19L95 20L96 24L104 25L105 30L103 32V35L100 37L99 41L102 42L103 45L105 44L107 52L110 54V56H113L116 63H119L120 60L122 61L124 59L125 61L130 63L131 64L130 66L132 67V65L134 64V61L137 58H140V57L143 58L145 56H146L145 58H147V56L149 55V51H147V50L145 51V49H143V50H141V49L137 50L136 49L135 50L134 47L138 44V42L136 44L133 37L130 38L129 36L128 37L124 36L125 35L124 31L129 27L132 28L131 26H134V25H144L145 26V25H148L151 23L160 24V23H157V22H159V20H160V22H164V23L167 21V16H166L167 13L163 12V10H160L161 11L160 15L158 14V10H159L158 3L161 0H157L156 1L157 4H155V3L153 4ZM177 1L182 2V5L180 3V6H179L178 5L179 3H178L177 4L178 7H176V8H179V11L182 12L181 14H183L182 16H181V14H180V16H178V23H180L184 26L183 20L185 21L186 18L187 19L189 18L188 20L192 19V21H193V23L189 24V27L187 30L189 38H191L193 40H199L205 36L217 37V35H218L217 25H215V24L209 25V23H214L211 21V17L214 16L213 11L217 7L218 13H220V11L223 13L227 12L226 13L227 17L230 16V18L232 20L233 19L239 20V23H241V26H240L241 27V30H240L241 33H252V37L251 38L249 37L247 42L245 43L246 46H244V47L246 49L242 48L241 52H243L244 54L247 53L246 50H248L249 54L253 53V51H255V50L257 52H256V54H252V55L248 54L247 58H245L241 62L234 64V67H232L231 62H229L230 60L225 61L224 68L227 71L223 70V72L221 74L218 73L216 75V77H214V81L211 80L210 84L208 85L210 87L209 89L211 91H213V93H214L213 96L216 99L218 97V93H217L218 86L216 87L213 85H215L216 78H218L219 76H222V77L225 76L224 87H221L219 89H221V91L224 92L223 95L225 93L226 94H232L231 97H228L227 103L226 102L223 103V102H220L222 100H218V102H220V103L215 104L213 102L214 101L213 97H210V95H211V92H210V95H209L210 100H208V101L206 100V103H204L205 97L208 96L206 94L203 98V107L201 110L199 105H198V101L196 100L197 97L200 96L198 94H201V92L198 91L197 93L194 94L193 89H195V87H196L194 84L188 83L187 80L186 81L185 80L180 81V79H177V78H175L174 81L170 80V79H165L164 83L166 84L167 88L160 90V94H162L161 96L164 98V100H166V101H164V100L162 101V99L160 98V102L163 103V112H164V113H162V124L160 123V125L163 127L166 123L171 122L172 124L176 125L177 127H175V130L172 133H166L165 131H162V133L164 134L163 135V137H164L163 143L166 146H171V144L177 146L179 144L181 149H179V155H177V156H181L184 152L182 145L185 142V139L183 137V132L186 133L184 131L185 130L184 125H185V123H188L190 121V116L197 114L198 118L199 117L204 118L206 115V109H205L206 104H210V105L212 104V108H217L219 105L226 107V106H229V103L231 101L233 102L232 105H234V103H235V106H236L235 111H237L238 114L240 112L247 114L250 109L255 108V112H256V115H255L256 118H254L255 122H256V124L261 123L263 125V127H262L263 131L262 132L264 133V0H224L222 3L219 2L222 0H188L185 3L183 0H177ZM55 2L57 4V6L69 7V4L66 0H55ZM163 2L168 4V7H169L170 2H168V0H166V1L163 0ZM175 2H176V0H173L172 5H174ZM142 3L144 5H142ZM183 4H184V6H183ZM132 6H134V7L131 10L132 11L131 12L129 10V7H132ZM182 7H184V8L188 7L189 11L193 10V12H192L193 15L190 16L191 11H190V13H187V11H182L180 9ZM28 12L29 13L30 12L35 13L33 11V9L31 8V6L29 7ZM45 12H48V14H46V16H47V22H48L47 25L49 26L50 25V10L47 9L44 11L43 18L46 17V16H44ZM71 12H72L71 8L69 7L68 15L72 17L75 14L73 15L72 13H74V12H72V13ZM97 12L99 14L98 17L95 16V13L97 14ZM106 12L109 13L108 19H106L104 16V13H106ZM57 16H58L57 17L58 20L60 21L62 19L61 14L58 13ZM200 16H202V17L204 16V18L207 19V21H201L200 22V20H198ZM29 17H30L29 21H32V17L30 15H29ZM51 18L53 19V17H51ZM204 18L202 20H205ZM122 20H125V22L121 23L120 21H122ZM37 21H38V16H37ZM200 23H207V25H202ZM254 28H255V30H254ZM83 29H84V27L82 25H78L77 23L70 25L69 23L64 22L62 30L60 32L61 33L60 36L64 39L65 42H67L68 44L69 43L72 44V51L73 52L68 51V54H67V50H66V55L69 58L70 64H72L73 69L75 68L74 70L76 71V73L79 72V73H77L79 75V102L83 106H87L89 104L88 102L99 99V100H101V103H102L101 106H99V108L104 111L107 108L103 107V105L107 104V102L112 100V98L110 96L111 95L110 94V87H109V85L105 84L104 79L102 82V86H97V87L92 86V84L89 80V77H88L89 73L94 71L98 67L95 65V63H93V54L89 49L90 43H86L88 41V38H89V33L85 29L84 30ZM108 29L111 30L110 34H105V32ZM191 29H193V30L191 31ZM75 32L79 33V34L77 35ZM237 38H239V40H241V41L244 40V38H242V37L240 38L239 36ZM254 40H256L257 44L251 43ZM201 41L202 40H200L199 44L201 43ZM231 42L232 41L229 40V42L226 43V45L227 46L231 45ZM112 44H114L113 47H112ZM197 44H198V42H197ZM140 45L144 46V44H142L141 39H140ZM183 45L185 46L186 44L183 42ZM195 45H193V46L189 45L185 50H184V48L178 47L176 50L177 51L179 50V51L177 53L172 52V54H171L172 60L175 59L177 65L171 64L169 62V64L167 66H165L167 62L164 59V55L166 52L163 51V48H162L161 52L159 53L158 60H157V61L164 62V66L162 67V70H163L162 73H164L165 71H168V72L170 71L169 73L172 74L173 77H176V76L178 77V75H174V73L175 72L181 73L183 70L179 71L180 68H183V66L184 67L187 66L191 62V59L193 56L198 57V54L193 52L194 48H196V47H194ZM144 48H146V47H144ZM188 48H191L190 50L192 51V53L188 52ZM114 49H119V52H120L119 54H121V57H120L121 59L119 58L118 55H116L114 53ZM227 49H230V48H226V50ZM133 50H134V52H132ZM226 50H225V53L227 55L232 54L231 49H230L231 50L230 54H228L226 52ZM141 53H143V54H141ZM130 54H131L132 58H130ZM134 55H135V57H134ZM126 57H127V59H126ZM253 59H255V60H253ZM228 65L230 67H228ZM238 67H241V68L236 69ZM229 69H231V70H229ZM135 71H136V68H135ZM186 72L190 73L188 80H191V81L196 80L195 69H192L190 71L188 69V70H186ZM96 74L99 76L100 81H101V76H100L99 70L96 71ZM193 74L195 75V78H192V76H194ZM179 75L182 76L183 74H179ZM187 76H188V74H187ZM226 78L230 81L231 86L233 88L232 93H231L230 84ZM197 84H199L201 86V83H197ZM202 93H206V91H202ZM202 95H204V94H202ZM188 101H189V104H186ZM142 103H143L142 106H144V104H145L150 108V113L149 114L146 113V114H147V117L149 118V121L151 122V124L158 123L159 120H158L157 116L155 115V112L153 110L151 102L149 100L148 101L144 100ZM238 107H240V108L247 107L248 109L246 110V112H244L243 108H242L243 110H240ZM95 108H97V106ZM180 108H181V111H179ZM184 108H187V110H185ZM232 108L234 109L233 106L230 109H232ZM61 111H63V110H61ZM66 113L73 114L72 116L76 115L74 112H71V111H66ZM232 113H234V110H231V112H230V114H231L230 121L231 122L229 125V130H232L233 129L232 126L234 125V124H232L233 123L232 122L233 121ZM238 114H236V115H238ZM194 118H195V116L192 117V119H194ZM244 119L242 117H240L237 120V123L238 124L241 123V124H243V126L251 127L250 130L252 132L253 131L254 132L259 131V126H257V125L255 126V124L249 126L248 123L244 124L242 122ZM80 130H81L80 135H83L82 133H85V131L83 129H80ZM189 130H191L190 134H192V132H195L192 127ZM250 130H247L246 132L251 133ZM92 132H96V134L98 136L96 139V143H97L96 149L98 150V152H97L98 161H97V165L95 167V172L96 171L101 172L103 170L105 172V174H107V171L109 170V168L107 166H104V165L101 166V164H100L101 160L99 158L101 156H103V157H105V156L113 157L115 155L117 156V150H115L116 148L109 149V150L102 149L101 148V143H102L101 138L104 137L105 134L103 133V131H100V130L96 131V129H95V131L92 130ZM112 135L113 136H111V137L108 136V137H109V139H112L113 144H115V142H116L115 133L112 132ZM82 137H86L85 134ZM83 139L85 140V138H83ZM258 143L257 144L254 143V144L259 145L262 148V152L264 154V140L262 142H260L259 144ZM85 150H86L85 148L76 149V155H75L76 158L73 159V161H72L73 163L71 164L72 166H74L75 172L78 175H80L79 165H80L81 161L83 160V157H85L84 154H86V152H84ZM99 150H100V152H99ZM101 153H102V155H101ZM164 155H165V153H164ZM169 155H171V156H169ZM169 155H165V159L167 161H170L169 159L174 161L172 158H175V154L169 152ZM259 155H260V153H259ZM66 159H67L66 157H63L60 159L62 168H64L63 163L65 162ZM251 161H249L250 164L257 166L258 167L257 169L261 171V177L259 179H257L256 182L250 181V183H249L248 189L254 190L255 188H257L259 186L262 187V182L264 180V159L259 158V156H257V157L252 158ZM209 163L210 164H208V165L210 167H208V168L212 169L213 166L215 165V163H213V162L211 163V161ZM203 167H206V166L204 165ZM242 171H244V170H242ZM166 172L167 171L164 172L163 169L161 170V184H162V188H163L162 190H165V192L163 191V194L169 195V194H171V192L168 189V187H169L168 185H169V183H172L173 181H169V180L164 181L163 180V177L165 176ZM105 178H106V180L103 182V185L95 187L93 189L97 201H99L101 204H105V206L107 207V211L105 214L104 213L102 214V210L99 206L97 207L98 210L96 209V215H97L96 220L102 219L103 215L105 218L109 219V221L112 220L111 222H108L109 225L107 227L104 226V228L100 232L101 249L107 253L106 257H104V264H134L131 256L126 257L123 254L124 251H126L127 246H129L128 245L129 241H128L126 235H128V233L130 234V232L126 231V229H125V224L127 226L126 219L128 217L126 215V212L121 211L120 206H118L117 208L114 207L115 205L113 203L118 205V201L114 198V196L112 198L110 197L111 199L107 201V199L109 197L107 188H110V186L107 183V176ZM207 179H209V182H211V177L209 178V174H207ZM178 182L180 184L183 183L182 179L179 180ZM195 183H198V182L195 181ZM103 188L107 189V199H104L105 195L103 193ZM99 189L102 191H100ZM184 193H185V191H184ZM167 195H165V196L168 197L169 199L173 200L175 203V206H176V204L179 205L180 203H183V204L186 203V199H187L186 195L187 194L185 195V198L182 199V201H180V200L175 201V199L173 197H169ZM224 196L225 195H223V194L217 195L215 197L209 196L208 199L209 200L215 199L216 201H222L223 198H227ZM176 199H180V197L178 196ZM255 200L257 201V199H255ZM251 205H252V203L249 206H251ZM175 206L173 208L172 218L167 220L166 227L161 230L162 238H163V241L165 243V253H166L165 259L167 260L168 264H191V261H190L192 258L191 256L194 255V253H193L194 246L192 247V243L194 241L196 243L197 239H199V240H201V239L199 237H196V235L194 234V232L196 231V228L193 229V227L192 228L190 227V223L188 222V220H189L188 218L190 216L189 211H186L184 207H182L183 209L182 208L179 209V207H178V209H175ZM123 211H125V210H123ZM114 213H115V218H114ZM246 213L247 212H245L243 214L247 215ZM116 215H119L120 217L116 218ZM248 215H250V213ZM217 216H219V215H217ZM231 218L233 219L234 217L231 216ZM115 220H117V223ZM210 233H212V231ZM198 243H200V241ZM198 243H196V244H198ZM196 244H195V246H196ZM136 251H138V250H136ZM263 253H264V251H263Z\"/></svg>",
	"mask_w": 264,
	"mask_h": 264
},
{
	"label": "built area",
	"instance_id": "4",
	"mask_svg": "<svg viewBox=\"0 0 264 264\" xmlns=\"http://www.w3.org/2000/svg\"><path fill=\"white\" fill-rule=\"evenodd\" d=\"M23 89L31 92L36 101L46 96L74 99L78 97V74L70 65L52 63L49 66L39 59H32L26 65L12 70ZM45 87V89H44Z\"/></svg>",
	"mask_w": 264,
	"mask_h": 264
},
{
	"label": "water",
	"instance_id": "5",
	"mask_svg": "<svg viewBox=\"0 0 264 264\" xmlns=\"http://www.w3.org/2000/svg\"><path fill=\"white\" fill-rule=\"evenodd\" d=\"M74 1H75V0H74ZM76 5L78 6L77 2H76ZM83 20H85V17H83ZM98 51H99V53L101 54V51H100V48H99V47H98ZM101 58H102L103 61H104V64H105V67H106V69H107V71H108V73H109V76H110L111 82H112V84L114 85L113 78H111L110 69H109L108 65L106 64V62H105V60H104L102 54H101ZM134 183H135V187H136V190H137L136 180H134ZM137 195H138V199H139V191H138V190H137ZM139 210H140V214H141V217H142V222H143V224H145L146 222H145L144 210H143V207H142V203H141V202H140ZM146 238L148 239L149 245H150V247H151L152 255H153V257H154L155 264H159V263H158V260H157V258H156V256H155V253H154V251H153V246H152V243H151L150 236L147 234V235H146Z\"/></svg>",
	"mask_w": 264,
	"mask_h": 264
}]
</instances>
